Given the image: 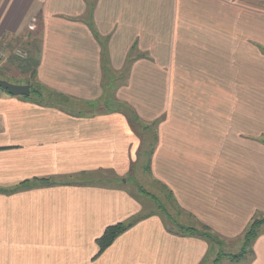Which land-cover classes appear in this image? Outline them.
<instances>
[{
	"label": "crops",
	"instance_id": "1",
	"mask_svg": "<svg viewBox=\"0 0 264 264\" xmlns=\"http://www.w3.org/2000/svg\"><path fill=\"white\" fill-rule=\"evenodd\" d=\"M16 43L35 75L7 62L2 79L41 96L0 91V188L129 176L140 140L125 103L143 122L161 118L150 174L196 221L231 239L264 215V0H0V48ZM141 209L110 185L0 194V264L208 262L203 240L157 215L95 257L105 228ZM257 239L246 264H264Z\"/></svg>",
	"mask_w": 264,
	"mask_h": 264
},
{
	"label": "trees",
	"instance_id": "2",
	"mask_svg": "<svg viewBox=\"0 0 264 264\" xmlns=\"http://www.w3.org/2000/svg\"><path fill=\"white\" fill-rule=\"evenodd\" d=\"M88 25L92 28L93 30V25L91 20L88 21ZM94 35L97 36V33L94 32ZM34 48V47H33ZM134 45L132 46L131 50L133 51ZM35 49V48H34ZM262 53L264 54V49L260 48ZM131 57V56H130ZM128 57L127 64H129L132 60L131 58ZM23 64H26V69L28 68L30 70V74L33 77L35 75V67L37 65V61L35 58L32 56L28 58V60H24L22 62ZM128 65H126L127 67ZM34 68L31 70V68ZM5 93H7L6 90H4ZM31 97L25 96L24 98L29 99L33 102H38L37 97L40 98L41 93L37 89H33L31 93ZM121 110L122 113L126 116L132 130L135 132V134L139 137L140 140V146L138 149V154H137V159L136 161L132 164L131 169H130V175L134 173V167L140 165L141 161L142 162V169L150 174V162H151V157L153 154V151L156 147L157 144V126L158 123L160 122L161 118L155 119L151 122H143L136 112L129 107L127 104L122 103L121 105ZM260 142L264 144V136L260 138ZM132 172V173H131ZM84 175V176H83ZM129 175V176H130ZM79 176L78 179H76ZM86 174L85 173H80V174H75V175H69V176H62V177H45V178H35L32 180H25L22 181L21 183H18L10 188H0V194H14L16 192L32 189L35 187L39 186H56V185H92V184H97V182H94L96 180H88L86 179ZM165 194V196L169 197L172 205L178 210L179 206L177 202L175 201L172 192L162 183H158ZM141 193H143L146 197H149L153 200L156 201L159 212L162 214L161 216L163 217V223L165 226V229L174 235L178 236H188V237H198L202 238L204 240H207L211 244L216 243V235L212 234L210 231V228L202 223L198 226L194 225H184L180 222H178L176 219L170 215L163 203L160 202V199L157 198L154 194L142 189L138 188ZM131 195V194H130ZM151 216L149 213H142L141 211L136 213L135 215L130 216L128 219L117 222L115 224L109 225L105 228L103 233L95 240L96 245H97V253L95 257L100 255L108 246L112 244V242L122 233L130 229L132 226H134L136 223L139 221L143 220L144 218ZM190 217L194 218L192 215L189 214ZM195 219V218H194ZM264 224V215H255L253 216L250 221L248 222L247 226L244 229V238L245 241L243 243V249L242 252H239L237 254L232 255V257H227L230 258V260H235V259H241L245 258L247 255V248H249V245L256 239L257 234H258V229L260 226ZM251 251V250H250ZM221 256L225 254H220ZM220 255L217 257L215 260L212 261L213 264H218V261L220 260Z\"/></svg>",
	"mask_w": 264,
	"mask_h": 264
},
{
	"label": "rangeland",
	"instance_id": "3",
	"mask_svg": "<svg viewBox=\"0 0 264 264\" xmlns=\"http://www.w3.org/2000/svg\"><path fill=\"white\" fill-rule=\"evenodd\" d=\"M2 50H4V52ZM34 50L35 49H32V51ZM26 51H27V48L22 46V44H18V43L13 45V47H11L10 49L7 48V51L4 48H0V52H1L0 53V79L3 78L2 71H4V68H5L4 65L7 62L16 65L18 61L22 62L24 60L25 61L27 60L28 54H26ZM1 90L4 91L3 89H0V91ZM142 162L143 161L140 162L141 163L140 165L137 164V166L134 167L135 169L134 173H132L130 176L124 177L122 179L117 178L116 179L117 181L111 180L108 176L104 179H102L103 177H100V179L94 182H97V184L99 185H105V186L110 185L111 187H116V188H120V189L127 191L129 194H131L132 197H134V199L138 200V202L141 204L142 213H149V215L151 216L157 215L163 218L161 216L162 214L159 212V208H158L156 201L149 197H146L143 193H141V191H139L138 189L140 187L154 194L157 198H159L160 202L165 205L168 213L172 215V217L176 219L178 222L184 225L186 224L187 225L195 224V226L200 225L199 221H196L194 218L189 216L190 214L189 212H186L179 205L178 206L181 211H178L172 205L170 198L165 196L158 182L156 180H153V177L151 176V174H148L141 168ZM97 176L99 175L87 176L86 179L91 180L92 178H96ZM78 178L79 176L76 179ZM258 215H263V214L260 213V214H257V216ZM197 223L199 224L197 225ZM262 228H264V224H262L260 228L258 229L259 231L256 237L258 238L257 239L258 241L264 238V229ZM210 231L212 234H215L212 228H210ZM216 237L217 239H216L215 244H211L207 240L200 238L208 245V251L205 257L206 259L208 258V262L203 261V264L205 263L213 264L212 261L215 260L217 257H219L220 254H225V255L223 256L220 255V260L218 261V264H246L252 259L253 257L252 246L255 240L251 243V245H249V248H247L248 250L246 251L247 255L245 256V258L231 260L237 263H234V262L232 263L230 261V258H227L228 256L232 257V255L242 252L243 243L245 241L244 231L242 234H240V236L234 237L231 239H222L218 235H216Z\"/></svg>",
	"mask_w": 264,
	"mask_h": 264
},
{
	"label": "water",
	"instance_id": "4",
	"mask_svg": "<svg viewBox=\"0 0 264 264\" xmlns=\"http://www.w3.org/2000/svg\"><path fill=\"white\" fill-rule=\"evenodd\" d=\"M0 89L6 90L12 96H27L30 94L28 85L12 83L5 79H0Z\"/></svg>",
	"mask_w": 264,
	"mask_h": 264
},
{
	"label": "built area",
	"instance_id": "5",
	"mask_svg": "<svg viewBox=\"0 0 264 264\" xmlns=\"http://www.w3.org/2000/svg\"><path fill=\"white\" fill-rule=\"evenodd\" d=\"M1 53V52H0Z\"/></svg>",
	"mask_w": 264,
	"mask_h": 264
}]
</instances>
